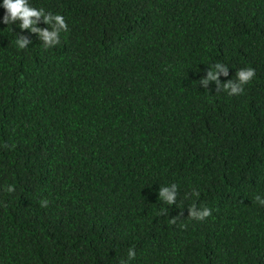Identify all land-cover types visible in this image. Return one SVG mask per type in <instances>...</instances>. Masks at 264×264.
I'll return each mask as SVG.
<instances>
[{
    "label": "trees",
    "instance_id": "16d2710c",
    "mask_svg": "<svg viewBox=\"0 0 264 264\" xmlns=\"http://www.w3.org/2000/svg\"><path fill=\"white\" fill-rule=\"evenodd\" d=\"M28 3L68 31L0 0V264H264V0Z\"/></svg>",
    "mask_w": 264,
    "mask_h": 264
},
{
    "label": "clouds",
    "instance_id": "9594fccd",
    "mask_svg": "<svg viewBox=\"0 0 264 264\" xmlns=\"http://www.w3.org/2000/svg\"><path fill=\"white\" fill-rule=\"evenodd\" d=\"M2 6L6 10L5 15L3 16V23L12 24L19 20L21 22L19 27L22 30L30 29L32 33L39 34L44 42L43 45L45 48H51L57 45L60 42V33L68 31L67 23L65 22L64 17L60 14H57L54 17L45 16V23L50 24L52 19L56 22L52 31L35 27L36 22L43 13L42 10H37L36 8L29 6L28 0H3ZM28 43L29 38L27 36H18L16 44L20 49L26 48ZM221 75L227 77L229 75V69L222 63H216L211 68H208L207 75L201 79L200 83L207 88L209 81H214L216 83L217 92L226 91L230 96L239 95L244 91L243 86L248 84L254 78L255 70L250 67L239 69L236 71L235 80L229 79L223 84H221L220 80ZM4 147H7V145H4ZM176 190V184H172L171 187H161L159 189V197L169 205L174 204L176 202ZM6 191L12 193L15 191V188L14 186L9 185L6 187ZM193 195L198 197L200 194L198 191H194ZM255 199L260 205H264V199L260 196H256ZM40 204L42 207H47L49 201L44 199L40 201ZM160 214H166V212L162 210ZM211 214V209L207 207L197 210L193 205L188 209V216L197 220H204L211 216ZM176 220V218H173L170 222L176 223ZM127 255L129 259H134L136 253L133 248H129ZM121 264H123V261H121Z\"/></svg>",
    "mask_w": 264,
    "mask_h": 264
}]
</instances>
